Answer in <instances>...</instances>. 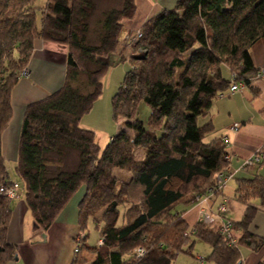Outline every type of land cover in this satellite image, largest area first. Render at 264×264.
<instances>
[{"label":"trees","instance_id":"16d2710c","mask_svg":"<svg viewBox=\"0 0 264 264\" xmlns=\"http://www.w3.org/2000/svg\"><path fill=\"white\" fill-rule=\"evenodd\" d=\"M121 1L103 12L99 42L89 44L84 34L92 0H0V185L18 183L41 231L83 188L77 203L81 234L70 264H173L194 239L209 245L206 259L213 264H236L241 246L255 250L264 244L249 230L257 210L252 201L264 204V178H235L231 197L244 209L238 220L224 215L231 222L232 243L206 219L188 224L182 212L228 169L222 137L203 138L214 128L210 109L231 76L248 85L257 69L250 47L264 37V0H176L140 27L136 52L127 59L126 47L119 45L121 19L131 18L136 6L134 0ZM35 40L66 46L65 71L57 90L24 109L15 181L2 155V133L12 118L13 87ZM126 61L131 66L110 99L111 117L123 118L124 127L101 149L95 131L80 120L101 94L109 66ZM141 103L149 108L146 120L138 116ZM68 150L76 163L51 169ZM116 168L129 171V180L114 175ZM223 198L228 197L217 204ZM11 199L0 194V264L15 253L6 240ZM90 222L99 233L95 245L87 243ZM137 248L142 255L136 256ZM85 253L94 258L86 260Z\"/></svg>","mask_w":264,"mask_h":264},{"label":"crops","instance_id":"0c3cea01","mask_svg":"<svg viewBox=\"0 0 264 264\" xmlns=\"http://www.w3.org/2000/svg\"><path fill=\"white\" fill-rule=\"evenodd\" d=\"M134 2L136 6L134 15L131 18H122L123 28H139L162 9L172 8L176 0H134ZM66 53L67 48L61 43L35 40L32 54L26 65L27 74L20 76L13 87L12 118L2 133V155L7 168L8 166L13 167L16 162L17 140L26 105L44 98L61 86ZM250 56L255 68L264 66V37L250 47ZM228 77L230 78L229 75ZM93 107L81 118V126L95 128L90 127L94 125L87 121V115L95 111ZM210 118L214 126V135L211 138L227 137L226 149L230 153L229 169L235 171L223 186L222 193L210 199L207 202L208 205L204 204L205 208L209 206L215 208L221 197H228L229 201L234 200L231 196L236 185L235 178L254 175L264 178V158L259 164L246 169L239 168L246 156L264 147V77L254 78L251 75L249 84L244 88L230 95L220 96L218 94L210 109ZM233 123H238L234 130L231 128ZM112 135L111 133L110 137ZM11 179L16 181L12 176ZM82 193L83 188L80 187L62 208L54 222L41 231L34 225L24 202L23 191L20 190L17 197L11 199L12 211L6 233V240L14 245L15 253L5 264H70L74 257L75 239L81 234L77 225V203ZM252 203L257 210L249 225V230L257 237L264 239V204L259 205L257 200ZM243 209L244 206L241 203L230 201V208L227 211L228 218L238 220ZM182 217L190 225L198 220L196 201L185 207ZM198 257L201 256H195L197 264H204V260L198 261ZM84 258L92 260L94 255L85 253ZM239 260L241 264H264V244L255 250L248 246H241Z\"/></svg>","mask_w":264,"mask_h":264},{"label":"rangeland","instance_id":"374dc122","mask_svg":"<svg viewBox=\"0 0 264 264\" xmlns=\"http://www.w3.org/2000/svg\"><path fill=\"white\" fill-rule=\"evenodd\" d=\"M44 1L45 0H37V3L41 4ZM121 2H122L121 0H92L93 8L91 9V13L86 19L87 28L84 34L86 43L97 44L99 42V36L102 32L101 27H100V20L103 17V12L107 10L108 8L121 6ZM128 29L129 28H123L121 31L120 42H119V45L121 48L125 47V45L121 46L122 45L121 40H123V38L126 37L127 35L126 33L128 32ZM129 37L130 36H128V40H129ZM126 47L127 48L124 49L123 51H124V56L127 59L129 56H131V54H133L136 51H134V44H132L131 46L126 45ZM141 50L143 51V49ZM130 66L131 65L128 61L119 62L117 64H111L109 66V69L107 70V72L105 73V75L102 77V80H101L102 81V92L99 95V97L96 99L95 105L93 107V110L95 111L87 115V121H89L91 125H94L90 127H95L93 128L96 132L95 140L99 144L101 149H103L104 146L108 143L111 133L114 134L117 130L124 127L122 123L123 118H119V121H114L112 119L111 111H110V99L112 95L115 93L117 87L120 85L122 78L124 76V73L130 68ZM148 109L149 108L146 104L141 103L138 108V116L141 119L146 120V117L149 111ZM100 122L101 124H99ZM202 122H203V119L201 118L198 119V124H201ZM213 135H214V130L211 131L209 134L205 135L203 138V141L205 142L209 141L211 137H213ZM141 153H142L141 149L137 148L135 150L136 158H140ZM54 158L55 156H53V159ZM76 161H77V156L74 153V151L68 150L62 156L59 166L56 167V165H52L51 169L55 170L56 168H70L76 163ZM10 163L12 164V162ZM8 171H9L10 176L18 180L13 172V167L8 166ZM113 174L116 175L117 177L122 178L124 181H128L131 176V173L129 171H125V170L118 169V168L113 170ZM230 201L235 202L232 199H230ZM192 204L193 203H191L190 205ZM190 205H187L186 207ZM199 216H200V207L198 206V219H199ZM86 229L87 230H85V232L88 233L87 243L89 245H95L99 237L98 230L95 228V225L92 224L91 222L87 224ZM209 251H210V248L208 244L202 241H199L197 239H194L193 246L190 249H188L187 246H185L183 251H180L176 254L173 264H197L195 260V256L197 255L205 258L204 264H209L210 261L206 259L207 255L209 254Z\"/></svg>","mask_w":264,"mask_h":264},{"label":"built area","instance_id":"2783aa9c","mask_svg":"<svg viewBox=\"0 0 264 264\" xmlns=\"http://www.w3.org/2000/svg\"><path fill=\"white\" fill-rule=\"evenodd\" d=\"M126 37L123 38L122 45H132L138 42V40L141 37V30L140 27L136 29H128V32L126 33ZM128 36L129 40H128ZM132 37V38H131ZM131 38V39H130ZM127 48V47H126ZM132 48V47H131ZM22 75L27 74V69L24 68L21 71ZM252 77L258 78V77H264V66H260L256 69L255 73L252 74ZM231 82L228 86V88L224 91H221L219 93L220 96L224 95H230L233 92L238 91L241 88H244L246 86V83L244 81L236 80L235 75H232L230 78ZM238 126V123H233L231 125V128L234 130ZM222 140L225 143V147L223 150V158L228 161L230 160V153L227 151V145H228V139L226 136H222ZM264 158V147H260L256 149L254 152L246 156L242 163L240 164V169H246L249 166L259 164L261 159ZM235 170L228 169L220 172L215 175V186L209 187L206 191V194L197 196L196 198V204L200 207V216L199 219H206L207 223L210 225H215L217 230L225 235L230 242L235 241V237L232 235V226L231 222L224 217V215L227 213V211L230 208V201L228 198H223L217 206L213 209L210 206L208 208H205L203 205L207 204V202L211 199V197L215 194V192H218V190H221L223 186L225 185L226 181L232 177L233 172ZM18 183L14 181H10L7 185H0V194L6 195L9 198H15L18 195ZM208 205V204H207ZM198 219V220H199ZM77 249V246H74V251ZM143 253L142 248L136 249V256H140ZM198 261H203L202 257H198Z\"/></svg>","mask_w":264,"mask_h":264},{"label":"water","instance_id":"95a60500","mask_svg":"<svg viewBox=\"0 0 264 264\" xmlns=\"http://www.w3.org/2000/svg\"><path fill=\"white\" fill-rule=\"evenodd\" d=\"M236 264H241L240 260Z\"/></svg>","mask_w":264,"mask_h":264}]
</instances>
